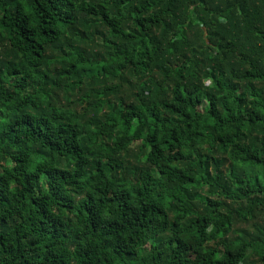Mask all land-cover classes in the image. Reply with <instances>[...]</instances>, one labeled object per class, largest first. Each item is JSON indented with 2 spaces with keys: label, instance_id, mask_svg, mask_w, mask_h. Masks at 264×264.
<instances>
[{
  "label": "clouds",
  "instance_id": "9594fccd",
  "mask_svg": "<svg viewBox=\"0 0 264 264\" xmlns=\"http://www.w3.org/2000/svg\"><path fill=\"white\" fill-rule=\"evenodd\" d=\"M0 25V264H264V0Z\"/></svg>",
  "mask_w": 264,
  "mask_h": 264
},
{
  "label": "trees",
  "instance_id": "16d2710c",
  "mask_svg": "<svg viewBox=\"0 0 264 264\" xmlns=\"http://www.w3.org/2000/svg\"><path fill=\"white\" fill-rule=\"evenodd\" d=\"M0 27H6V25H0Z\"/></svg>",
  "mask_w": 264,
  "mask_h": 264
}]
</instances>
